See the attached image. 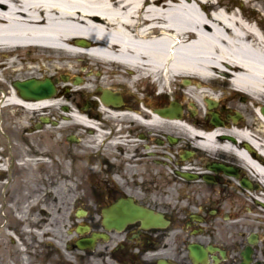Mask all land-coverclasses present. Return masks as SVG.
Segmentation results:
<instances>
[{"label": "bare ground", "instance_id": "1", "mask_svg": "<svg viewBox=\"0 0 264 264\" xmlns=\"http://www.w3.org/2000/svg\"><path fill=\"white\" fill-rule=\"evenodd\" d=\"M242 1L236 9L227 0H0V76H14L22 52H32L33 62L22 68L34 78L64 75L72 83L105 67L99 72L104 80L92 79L86 87L67 84L61 91L90 90L93 81L94 94L113 83L135 95L142 84L153 82L159 96L176 99L181 93L198 111L208 100L229 115L238 112L241 118L227 117L226 127L215 124L201 134L212 150L239 155L259 175L258 196L264 198V0ZM215 74L214 81L231 78L237 88L229 91L233 106L213 84ZM186 78L190 84L182 85ZM5 82L0 80L8 92L2 89L1 103L42 110L64 102L60 94L27 102ZM242 94L248 103L236 101ZM80 113L76 119L89 125ZM196 121L203 122V116ZM222 133L234 142L219 143Z\"/></svg>", "mask_w": 264, "mask_h": 264}, {"label": "flooded vegetation", "instance_id": "2", "mask_svg": "<svg viewBox=\"0 0 264 264\" xmlns=\"http://www.w3.org/2000/svg\"><path fill=\"white\" fill-rule=\"evenodd\" d=\"M151 96L146 91L142 93L145 99L140 101L137 96L121 94V102L116 105L98 107L90 103V119L99 130L97 140L83 147L82 138L69 134L65 139L70 147L64 149L61 145L51 155V170L44 175L56 194L58 188L66 189L67 195H55V199L66 204L67 218L73 220L74 204L81 205L76 211L86 210L82 220L91 231L103 232V210L121 202L162 212L170 225L143 229L137 221L121 232H107V241L99 242L92 251H78L77 256L71 226L67 234L70 241L66 244L70 258L65 260L66 264H157L163 258L174 264H188L180 234L182 216L200 215L206 221L215 217L226 219L232 210L241 209L242 198L236 193L238 189L244 190L242 173L231 177L223 171H211V163L229 162L227 158L212 156L191 141L192 133L199 129L194 119H154V110L165 107V98L153 105L147 99ZM220 109L225 123L228 111L223 106ZM7 116L8 112L0 114L1 123ZM210 117L203 124L206 128L211 126ZM18 136L25 144V138ZM11 137L13 133L0 130V264H10V257L18 261L16 244L9 242L8 234L24 241L25 224L18 219L25 202L38 195L35 188L42 177L40 169L34 170V166L25 163V154L10 149ZM183 172L193 173L197 179H185L180 175ZM205 175L209 179H204ZM237 252L233 264L243 260V250ZM232 262L229 260V264Z\"/></svg>", "mask_w": 264, "mask_h": 264}, {"label": "rangeland", "instance_id": "3", "mask_svg": "<svg viewBox=\"0 0 264 264\" xmlns=\"http://www.w3.org/2000/svg\"><path fill=\"white\" fill-rule=\"evenodd\" d=\"M30 53H32V52H28V53H26V52H22V54L20 55V59L22 60V62H21V64H20V66H21V68H19V70H17L16 71V73L14 74V76H11V78H20V77H30L31 75H29V74H26V73H28V71L26 70V69H24V68H22V67H24V65L25 64H27V63H29V62H33L32 61V59H31V55H29ZM4 58V57H3ZM5 59V62L7 61V58H4ZM4 59H2V60H4ZM24 60H26V61H24ZM13 71L15 72V70L13 69ZM101 71L103 72V74L105 73V67H102V69H101ZM17 72H19L20 73V77H19V74L17 73ZM97 71H95V73H96ZM18 74V75H17ZM84 76H85V73H84ZM50 77H52V78H54L53 76H50ZM106 76H101L100 77V80L102 79V80H104V78H105ZM95 78H97L94 74L93 75H90V76H85V79H86V82L87 81H90V80H92V79H95ZM89 83V82H88ZM84 85H86V83L84 84ZM89 85H91V87L92 88H94L95 86H93L94 85V83H93V81H91V83L89 84ZM1 88V87H0ZM181 98V97H180ZM244 98V96L243 97H240V100H242ZM23 117H25V119H26V116H25V114L23 115ZM15 118V117H14ZM21 119H23V120H21L19 123H18V125H25V126H27L28 124L26 123V122H24V118H22V117H20ZM19 118V119H20ZM16 119V118H15ZM15 119H13V121L12 120H9V121H12V122H15L14 120ZM16 129V128H15ZM14 129V130H15ZM46 133V135H48L49 136V132L47 131V132H45ZM41 143H42V148H45V146L47 145V144H45L46 143V138H43V141H41ZM260 192V191H259ZM264 199V198H263ZM259 231V230H258ZM261 235L264 237V232H262L261 231ZM264 247V246H263ZM262 247V245H261V248H263ZM29 262V261H28Z\"/></svg>", "mask_w": 264, "mask_h": 264}, {"label": "water", "instance_id": "4", "mask_svg": "<svg viewBox=\"0 0 264 264\" xmlns=\"http://www.w3.org/2000/svg\"><path fill=\"white\" fill-rule=\"evenodd\" d=\"M18 87L27 95H41V98L44 96H49L53 92V84L50 80L43 82L29 80L19 84Z\"/></svg>", "mask_w": 264, "mask_h": 264}]
</instances>
